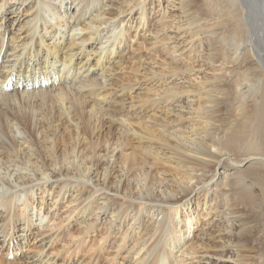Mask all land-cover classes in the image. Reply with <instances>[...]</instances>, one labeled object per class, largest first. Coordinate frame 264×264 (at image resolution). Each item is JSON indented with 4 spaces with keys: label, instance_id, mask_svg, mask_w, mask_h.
Masks as SVG:
<instances>
[{
    "label": "bare ground",
    "instance_id": "bare-ground-1",
    "mask_svg": "<svg viewBox=\"0 0 264 264\" xmlns=\"http://www.w3.org/2000/svg\"><path fill=\"white\" fill-rule=\"evenodd\" d=\"M108 1L107 6H113L112 13L120 14L121 20H114L111 23L110 18L103 19L105 14L100 11L104 5L103 0H32L30 7L34 9L33 15L25 20L30 23L29 31H32L29 33L28 41L21 42L19 46L12 45L8 52L3 53V45H0V213L3 214V219L0 221V236L3 240L10 241L14 250L19 249V247L15 248L20 245L19 240L13 237L15 232L19 234V231H14L15 222L21 221V226L27 229L21 239L27 237V231L31 229L33 222L39 224L38 226L42 225V220L36 223L37 219L30 216L33 210L30 212L32 208L29 198H33L35 186L42 187L44 191L47 183L53 181L59 187V191L63 188L67 189L68 186L78 187L77 190L85 188L88 193L81 202L93 197L92 201H87L82 206L81 214L87 215L83 216L84 227H95L93 222L109 216L107 225H104L106 230L115 221L125 222L126 219L127 224L136 221L137 224L145 226V230L147 227L152 228L146 232L147 235L149 234L147 239H142L143 236L139 238L142 243L138 245V249V246L134 247V245L128 248L122 242L127 238L126 229L120 236L122 240H115L118 243L111 248L116 249V252L124 248L128 250L126 253H129L134 248L132 255L136 257H130L133 261L130 264H181L173 248H177L184 234L193 232L197 224L192 213L183 212L181 206L185 201L182 200L188 201L187 205H189V196L199 184L202 185L200 190L204 189V197L207 192V198L213 201L212 204L217 199L222 200L226 211L229 209L228 201L232 198L231 195H236L244 206L249 205L253 208L256 205L264 216V66L255 58L254 64H250V61L244 63L245 51L249 50L242 51L240 48L242 34L246 29L244 30L245 24L241 18L244 13L239 15L244 10L239 0H209L212 1L209 4L205 0L204 3L199 0H180V6L184 10L183 20L174 18L168 21V15L164 16L167 6L163 7L159 9L157 19L159 24L164 23L162 29L171 26L176 32L188 34L189 38L185 44L191 43V52L201 51L205 45L206 54L210 59L213 60L211 56L222 58L220 69L224 76L203 90L206 98L205 106H200L199 109L204 111L200 116L204 127L199 136L196 133L194 138H191L192 134L188 138H182V133L178 132L179 128L167 129L165 125L163 132L167 135L164 137L162 133L143 125L138 120L139 117L137 129L127 122L128 117L112 116V120L108 118V129L102 133L104 124L100 117L104 116V110L99 102L95 105L91 104V100L97 101L94 98L108 85L113 54L118 55L115 62L119 67L126 58L122 54L125 48L122 47L125 46L127 32H125L126 28L118 29L119 24L124 21L127 23V19H135L141 24L147 16L146 5L140 3V0ZM115 1L117 3L113 5ZM132 7L139 11L137 18L131 15ZM68 13L78 17L67 20L65 17ZM47 16L55 22H49ZM211 17L216 19L212 23H210ZM223 17L225 19L220 21ZM85 19L86 21L80 23ZM13 21L15 22V19ZM78 28L83 32H75ZM162 29L157 25L153 31L157 36L163 33ZM200 30L201 34H199ZM60 36L68 40L64 51H61L63 39H60ZM1 39L3 43L4 37ZM165 39H170L168 34L160 38V40ZM40 45L46 46L43 51H40ZM87 45H91V48H86ZM58 47L61 56L58 55L59 51L56 52ZM44 51L51 54V59L49 55H42ZM74 58H81L79 62H82L79 66L73 63ZM93 60L94 63L90 65ZM227 63H234L235 67H226ZM96 68H100V72H96ZM171 71V66L168 70L165 68L164 72L161 71L162 75L159 79L166 74L169 76L175 74ZM69 77L72 79L69 80ZM128 87L131 88L130 84L126 86ZM199 91L202 92L201 89ZM189 92L191 91L183 86L164 87L159 103H167L166 105L179 103L184 97L188 99ZM158 100L153 98L152 102L155 104ZM122 104L125 105V102L123 101ZM233 105H236L234 113H238L235 116L239 118L238 120L229 118L227 122L222 114L226 107ZM87 107L89 108L86 109ZM85 112L87 118L83 116ZM61 116L65 117L67 122L73 121L74 126L68 125L62 131H56L58 124L54 123H58V118ZM146 119L155 120V116H147ZM92 121L93 126L89 125ZM113 121L117 122V126ZM159 123L161 124V121ZM113 126H115L114 130ZM65 129L75 137L90 134L97 136L82 148L73 144L65 145L58 150L55 144L56 133L59 132L61 140L66 142L67 140L63 138ZM129 131L133 134L140 133L152 142L164 145L170 151L171 155H169L176 160V165L179 164L178 169L185 167L183 174L186 181H177L175 188L170 189L164 184L165 178H148L151 176L149 168L154 162L147 160L145 156L141 158V152L138 153L140 158L137 157L138 154L133 148L127 152L129 143L126 135ZM170 138L175 141L171 142ZM236 149L247 152L242 151L244 153L242 160L237 161L235 157L236 162L254 158L255 166L249 168L247 172L238 169L228 172L226 168L231 164L229 160H233V157H229L231 156L229 152ZM115 166H118L119 171L128 179H132V182L129 180L122 187H118L119 179L111 183L109 176ZM199 171L204 172L205 175H199ZM206 172L209 173L208 176ZM217 173H219L218 177L212 181ZM194 178L196 180L191 184ZM209 182L211 183L208 184ZM112 184L115 186L110 190L109 186ZM208 185L210 187L206 188ZM254 186L259 188L257 197L252 192ZM209 189L211 193L208 192ZM110 192H116V196H111ZM209 194L212 196L209 197ZM19 202L23 205L21 204L18 215L15 212L18 210ZM214 208L215 206L210 204L207 214ZM225 210L221 211L225 217L224 221L232 223L236 221L240 222V225L245 223L243 221L246 218L241 219L237 216L232 218L228 216L231 213ZM145 216H147L146 221H144ZM242 230L240 229L239 234ZM22 231L24 229L19 235H22ZM47 232L41 230L37 235L42 236ZM105 233L106 231L103 236ZM242 236L244 244H247L249 238L244 236V233ZM55 237L54 231L47 234V237L41 238V246L32 255L41 256L44 253L45 256L46 245ZM14 238L15 243H13ZM45 239H48L46 243ZM1 245L3 246V243ZM189 248L192 253L197 252L194 246L191 245ZM141 250L143 251L140 254ZM48 259L52 257L47 255L45 260ZM1 262L12 264L3 260Z\"/></svg>",
    "mask_w": 264,
    "mask_h": 264
},
{
    "label": "rangeland",
    "instance_id": "rangeland-1",
    "mask_svg": "<svg viewBox=\"0 0 264 264\" xmlns=\"http://www.w3.org/2000/svg\"><path fill=\"white\" fill-rule=\"evenodd\" d=\"M31 1L32 0H23L21 3V0H0V45H3L2 53L4 51L8 52L9 49L12 48V45L16 44L19 46L21 42L28 41L29 33L32 31H29L30 23L27 21L25 22V20L31 18V15H33L34 12V9L30 7ZM199 1L204 3V0ZM205 1H208V4L212 2L209 0ZM239 1L241 7L244 9L239 15L244 13L243 16L241 15V18H243L242 22L245 24L243 25L244 30L246 29L242 34V44L240 45V48L242 51H244V49L249 50V53L245 51L246 58L244 57L243 59H245L246 62L244 63L250 61V64H254L255 58L264 66V0ZM139 2L145 3L146 5V20L139 24L135 19H127V23L124 21L119 24L118 29L126 28L125 32H127V40H125V46L122 47L125 48L122 54L124 58H126L122 60L119 67L115 62L118 55L117 53L113 54L111 58L113 62L110 63L112 65V70L107 81L108 85L100 90L98 96L94 98V100L97 101L94 102L91 100V104L96 105L99 102V104L102 105V110H104V116L100 117L104 124L101 132L104 133L108 129V118H111L112 120V116H117L118 118L128 117L129 121L127 122L131 127L137 129L139 128L137 122L139 120L150 130L152 129L153 131L155 130V132L162 133L164 137L167 135L163 132V126L165 127V125L168 127H166L167 129H170V127L176 129L179 128L178 132L182 133V138H188L191 134V138H194L196 137V133L197 136H199L200 131H202V128L204 127V123L200 118V116L204 114V111L202 112L199 109L200 106H205L206 98L204 97L203 90L224 76L223 71L220 69L222 58H214L211 56L213 60L210 59L206 54L207 49L204 44L203 50L191 52V43L185 44V41L189 38L188 34L176 32V29L171 26H166V28L162 29L165 25L164 23L159 24L157 19L159 9L163 7L167 6L166 9L168 13L166 12L164 16L168 15V21H171L174 18H176L175 20H183L182 16L184 15V10L180 6V0H140ZM107 3H109L108 0H103L104 5L100 8V11H103L105 14L103 19L110 18L109 22L111 23L114 20H121L119 16L120 14H113V6H107ZM116 3L117 2L115 1L113 5ZM56 5L58 4L56 3ZM18 7L19 9L16 10ZM138 14L139 11H137L135 7H132V17L137 18ZM2 15L3 19H1ZM44 15H46V13H44ZM76 17H78V15L68 13L65 18H67V20H74ZM13 19H15V22ZM224 19L225 17L220 18V21ZM47 20L49 22H55L54 19H49L48 16ZM215 20V18H212L210 23ZM84 21H86V19L81 20L80 23H83ZM157 25L162 29L163 33H159L156 36V33L153 30H155V26L157 27ZM38 29H40L39 26ZM78 31L83 32L80 28L75 30V32ZM199 32V34L202 33L201 30ZM167 34L170 39L160 40L162 36L166 37ZM2 37H4L3 43L1 39ZM60 39H63V48H61V51H64L67 48L68 40L64 39L63 36H60ZM105 39L106 38H104L103 41H105ZM36 43L38 45V41H36ZM193 46L194 45H192V47ZM45 47V45H40V51H43ZM86 48H91V45H87ZM58 51L59 47L56 52ZM61 51L58 52L59 56H61ZM43 54L46 56L49 55V59H51V54H49V52L44 51L42 55ZM109 56L111 57V55ZM80 60L81 58L73 59L75 66L80 65L82 62H79ZM93 63L94 60L91 61L90 65ZM170 66L172 67L171 73L174 72L175 74L169 76V74L167 75L165 73L166 75H164L162 79H159V76L162 75L160 74L161 71L164 72L165 68L168 70ZM225 66L233 68L235 67V64L227 63ZM96 72H100V68H96ZM55 74H59V72H55ZM71 79L72 77H69V80ZM130 80L134 82L132 83ZM129 84L131 88H126ZM42 85L44 84L42 83ZM172 85L177 88L183 86L185 89L190 90L191 92L188 93V99H185L184 97L181 102L173 103L172 105L159 103L163 95V88ZM200 89L202 90L201 93L199 91ZM153 98L159 99L158 103L156 101L154 104L152 102ZM123 101L125 102V105L122 104ZM235 106L236 105L225 108L222 114V116L224 115L223 117H225V121L228 122L229 118L230 120H233V118L238 120L239 117L235 116L238 115V113H234L236 111ZM88 108L89 107L86 109ZM228 108H231V110ZM229 114H232L233 117ZM145 115L146 117L153 115V117L155 116V120L146 119ZM83 116L87 118V113L85 112ZM160 121L161 124L159 123ZM163 121L165 123H163ZM93 123L94 122L92 121L89 125L93 126ZM54 124H58L56 125V131H62L65 126L68 125L69 127L74 126L73 121L67 122L66 118L63 116L58 118V123L55 122ZM113 124L116 125L117 122L113 121ZM81 126L84 125L81 124ZM112 129L114 130L115 126H113ZM56 135L58 137L56 136L55 144L58 150L65 145L71 146L73 144L76 145V147L82 148L97 136V134H90L88 136L79 135L75 137L69 133L68 129H65L63 138L67 141L63 142L59 132H57ZM140 136V133L133 134L131 131L128 132L126 135L129 143L127 152L133 148L136 154L142 153L141 158L142 156H145L147 160H153L154 164L149 168V173H151L149 175L151 176L148 178H165L164 184L169 186L170 189L172 187L175 188L177 181L185 182L186 179H184L183 174L185 167L178 169L179 164L176 165V160L170 156V151H168L164 145L152 142V140L143 135L141 136L142 139H139ZM170 140L171 142L175 141L172 138H170ZM137 148H141L142 150ZM231 151L229 152L231 154L229 157H233V160H229V162L231 161V164H228V167L226 168L228 172L235 171L236 169L242 172H247L249 168L255 166L253 163L255 161L254 158H250V160H245L240 163L236 162V160L238 161L244 158L242 155H244L243 152L245 151L240 150V152L239 149ZM236 151L238 152L236 153ZM139 154L137 157L140 158ZM226 156H223V158ZM226 158L228 159V157ZM118 166L112 168L109 180L111 183H115L117 182V179H119L118 187H122L127 184L129 180L132 182V179H128L124 173L119 171ZM198 174L205 175V173H202L201 171H199ZM206 175L208 176L209 173L206 172ZM218 175L219 173H217L212 181H214ZM194 180L196 179H192L191 184H194ZM210 183L211 182L208 184ZM47 184L48 185L45 187L44 191H42V187L38 188L35 186L33 198H29L32 208L30 212L33 210V213H30V216L37 219L36 223L39 220H42V225L38 226L39 224H34L33 222V225L30 227L31 229L27 231V237L25 236V239H21L27 229H25L23 225L21 226V221L15 222L14 231H19L18 233L21 234V230L24 229L22 235L16 234L15 232V235L13 236L19 240L18 243L20 245L15 246V248L19 247V249L14 250L10 241L8 242L7 239L3 240V237L0 236V264H2L1 260L12 264H108L110 261H113L110 262V264H130L133 262L130 257H136L135 255H132L134 248L130 251L131 253H126L128 250H125L124 248L119 249V251L116 252V249L111 247L117 245L118 242L115 240H122L120 236L125 229L128 231L126 233L127 238H124L122 242L128 248L133 245L136 247L142 243V240L139 238L143 236L142 239H147L149 234L147 235L146 232L152 230V228L150 229V227H147V230H145L146 227L137 224L136 221L127 224L126 219L125 222H119L118 220L115 221L111 226L108 225L109 228L106 230L107 228H104V225H107V219L109 216L93 222L95 227H84V222H82L83 216L87 215L86 213L81 214L82 206L87 201H92L93 197L82 202L81 200L87 196L88 191H86L85 188L77 190L78 187L73 188V186H68L67 189L63 188L59 191V187L56 186L53 181H50ZM112 185L109 186L110 190H113L115 186V184ZM50 186H52L51 189ZM201 186V184L196 186L194 192L190 194L189 205H187L188 201L185 199L182 200V202L185 201V204L181 206L183 212H189V214L192 213V215H194L193 219L195 222L197 221V224H195L196 227L194 228V231L190 232V234L185 233L177 248H173L176 257L180 260L181 264H262V262H264V216L262 212L259 211V208L256 207V205L253 208H250L249 205L244 206L242 201L239 200L236 195H231L232 198L228 201L229 209L226 211V207H223L224 204L222 200L218 201L217 199L214 202V205L212 204L213 201L211 202L210 198H207V192L204 197V189L200 190ZM208 187L210 186H206V188ZM210 191L211 190L209 189L208 192L211 193ZM112 192H110V195L116 196V192ZM252 192H254L255 197H257L256 195L259 193V188L254 186ZM209 195V197L212 196V194ZM245 195L247 196L249 194ZM131 197L133 196L131 195ZM21 204L23 205V203L19 202L17 205L18 210L15 212L18 215L20 212L19 208L21 210L22 207ZM210 204L215 206L214 210L212 209L210 212L211 215L210 213L207 214L210 209ZM224 210L225 212H230L231 214L228 216L232 218H234L233 216H237L241 219L246 218L245 221H243L245 222L243 223L245 225H240V222L236 221H233V223L231 221H224L225 217L221 212ZM1 219H3L2 213H0V221ZM146 219L147 216L144 217V221H146ZM147 223L149 224L148 221L146 224ZM58 226H60L59 229ZM13 228L14 226H12V229ZM240 229H243L244 236L249 238L250 243L248 242L247 244H244L242 231L241 234H239ZM41 230L48 232L42 236L37 235ZM54 231L56 235L55 239L48 242L44 249V252L47 254L45 256H43L44 253L41 256H33V252L36 253L37 249L41 246V238L47 237V234ZM105 231L106 233L103 236ZM13 240V243H15V238ZM47 241L48 239H45V243ZM137 242L138 244H135ZM1 243H3V246ZM191 245L196 248L198 253L196 251V253H192V250L189 248ZM142 251L143 250H141L140 254ZM47 255L51 256L52 259L45 260Z\"/></svg>",
    "mask_w": 264,
    "mask_h": 264
}]
</instances>
